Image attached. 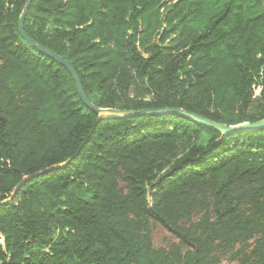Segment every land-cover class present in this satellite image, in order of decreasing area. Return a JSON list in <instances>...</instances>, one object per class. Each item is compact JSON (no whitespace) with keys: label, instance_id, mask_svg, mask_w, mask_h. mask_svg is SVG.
<instances>
[{"label":"trees","instance_id":"16d2710c","mask_svg":"<svg viewBox=\"0 0 264 264\" xmlns=\"http://www.w3.org/2000/svg\"><path fill=\"white\" fill-rule=\"evenodd\" d=\"M25 2L0 0V264H264V127L99 118ZM23 28L97 107L264 118V0H32Z\"/></svg>","mask_w":264,"mask_h":264},{"label":"water","instance_id":"95a60500","mask_svg":"<svg viewBox=\"0 0 264 264\" xmlns=\"http://www.w3.org/2000/svg\"><path fill=\"white\" fill-rule=\"evenodd\" d=\"M32 0H26L24 7L22 9L21 15L19 17V30L21 35L28 41L31 45L37 47L40 50H43L44 52L50 54L52 57L56 58L59 60L65 67L66 69L70 72L75 86L77 88V91L84 102V104L90 108L94 113L98 115L99 118H116V117H127V116H133V115H141V114H150V113H155V114H163V113H177L180 115H184L194 121H197L205 126L214 128L218 130L221 134L229 133V132H240V131H250V130H256L259 128L264 127V118L254 121V122H249L245 121L242 123H238L235 125H227L224 123H220L218 121H215L213 119H209L207 117H204L200 114H197L192 111H187L182 108H177V107H159L155 109H140V110H131V109H118V108H110V107H97L95 106L87 97L85 92L82 89L80 77L74 67L72 66L71 63H69L66 59L60 57L57 54H54L45 48L41 47L38 45L36 42H34L24 31L23 28V20L25 16V12Z\"/></svg>","mask_w":264,"mask_h":264},{"label":"rangeland","instance_id":"374dc122","mask_svg":"<svg viewBox=\"0 0 264 264\" xmlns=\"http://www.w3.org/2000/svg\"><path fill=\"white\" fill-rule=\"evenodd\" d=\"M260 93V88L256 87L254 90V95L258 96ZM151 228V236L153 240V244L157 248H166L169 249L170 245L173 243H177L178 239L175 238L169 231H167L164 227L156 222H152L150 225ZM238 247L236 246L233 250H225L223 253L222 250H218L216 252L218 262L217 264H236L237 260L236 255Z\"/></svg>","mask_w":264,"mask_h":264}]
</instances>
